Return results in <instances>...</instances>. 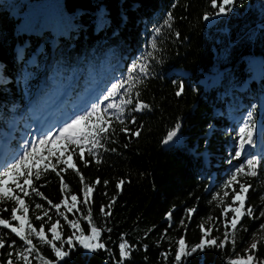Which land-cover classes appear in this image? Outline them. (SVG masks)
Returning a JSON list of instances; mask_svg holds the SVG:
<instances>
[{
	"label": "trees",
	"instance_id": "obj_1",
	"mask_svg": "<svg viewBox=\"0 0 264 264\" xmlns=\"http://www.w3.org/2000/svg\"><path fill=\"white\" fill-rule=\"evenodd\" d=\"M3 1L0 139L11 124L16 125V131L8 136L11 153L24 147L21 137L31 125V111H40L46 98L55 100L68 90L63 102L66 107L95 87L106 91L113 83L123 82L134 65L147 64L150 72L133 89V97L139 91V99L149 108L135 113L131 110L134 105L129 106L125 124L113 121L115 131L97 150L100 163L86 154L85 166L78 150L73 153L72 163L85 181L94 185V191L88 206L78 203L80 211L69 213L62 204L61 212L68 220L76 219L84 234L90 235L88 222L82 218L90 207L93 223L101 230L98 242L105 247L95 252L81 247L79 233L73 235L64 218L48 204H61L65 194L69 195L66 203H71L70 194H76L81 202L84 199L76 171L57 164L53 156L57 171L67 169L60 175L68 187L62 192L60 177L51 169L44 173L40 166L41 178L33 177V183L46 199L35 193L24 199L37 230L43 223L35 218L43 215V210L35 208L40 203L51 217V221L44 217L47 238L51 239V223L60 220L62 239L71 237L72 244H64L68 255L57 262L51 248L32 237L41 254L52 264H177V241L184 239L185 250L190 251L205 239L200 225L215 226L218 230L210 233L211 237L218 238V243L223 240L221 213L231 203L232 192L228 190L224 205L214 197H223V185L245 162L242 158L232 160L238 129L249 113L256 126L264 125V0H237L231 12L219 17L211 0H25L28 7L24 9L16 7L22 0H7L6 6ZM35 12L49 16L39 28L32 27ZM206 14L210 19H203ZM133 75L138 76V70ZM181 84L183 92L177 96ZM133 118L135 123L129 122ZM122 127L129 131L121 132ZM172 130L177 131L174 144L164 148ZM136 131L139 136L132 135ZM113 148L116 150L111 151ZM68 155L64 152L63 158ZM253 156L259 162L257 175L239 179L251 185L245 207L252 206L259 217L264 210V147ZM10 159L8 156L6 162ZM121 180L124 183L118 189ZM9 187L14 185L9 182ZM17 194L23 195L18 190ZM113 197L111 215L105 217L101 207L108 211L106 206ZM13 206L14 201H0V218L11 221ZM187 209H195L191 217ZM241 223L248 231L236 233L235 247L250 240L264 224V217L253 220L245 216ZM8 232L3 229L0 235ZM121 238L131 246L123 261ZM13 240L16 246L22 243L9 234L7 242ZM257 245L253 254L264 264V243ZM8 252L7 246L0 249V264H7ZM230 258L231 236L223 249L206 245L182 257V264H228Z\"/></svg>",
	"mask_w": 264,
	"mask_h": 264
},
{
	"label": "snow or ice",
	"instance_id": "obj_2",
	"mask_svg": "<svg viewBox=\"0 0 264 264\" xmlns=\"http://www.w3.org/2000/svg\"><path fill=\"white\" fill-rule=\"evenodd\" d=\"M236 2L237 0H219L218 3V0H211V8L216 10L215 15L219 17L222 15H227L229 12H231L233 10V5ZM169 19H171V16H169ZM203 19L208 20L210 17L206 14ZM149 55H151V53ZM137 70L139 75H133L137 72ZM149 75V66L147 64L140 63L138 65H134L129 69L128 77L123 82L113 83L103 95V98L92 104L90 110L86 111L84 114L76 115L70 120V122H66L58 129V133L55 136L49 133L45 134L38 141L31 142V146L26 148L22 155L16 158L13 162L7 163L3 167V170H0V201H14V206L11 208V221L18 222V224L14 226L10 220L0 218V232H3V229L9 230L8 233L0 235V249H3L6 246L8 248H14L16 246V241L14 240L11 241V243L7 242L9 234H14L15 237H17L19 241L22 242V248L15 252L16 261L23 259L24 264H31L30 257L34 255L40 264H52L51 261L46 259L41 254V252L37 250V246L33 243L32 237L37 238L41 244L49 246L52 252L55 254L57 262L68 255V252L63 250V246L65 243L71 245L72 238L70 237L66 241L62 239L61 231H59V229L62 227L60 220L51 223V226L48 229V232L51 233V239L49 240L45 232L44 223H41L39 230H37L31 223L30 217L28 215L29 206L24 199V197H29L32 193H35L36 196H39L42 199H46L43 197L42 193L37 190L33 183V177L36 180L41 178V165H43L44 173L51 169L52 172H55V174L60 177L62 192L68 187L64 181V178L60 175L61 172H64L67 169L61 168L59 171H57L56 165L52 164L51 162V157L53 156L56 157L57 164H64L67 166V168H71L76 171V175L80 178L82 185V196L84 199L81 202L78 200V196L76 194H70L71 203H66L65 201L69 199V195L65 194V200L62 201L61 204H52L51 201H48V204L51 206V208L56 210V213L59 216L64 218L69 227L73 230V235L79 233L81 238L78 242L81 247L92 252L105 247L103 243L98 242L101 230L93 223V215L90 207H88L87 215L82 217L88 222L90 235L84 234L81 223H79L76 219L68 220L67 215L64 212H61L62 204L69 213L72 212L73 209L80 211V209L77 208L78 203H83L85 206H88L90 203V197L94 191V185H89L85 181V177L76 168V165L72 163L73 153H76L78 150L79 157L82 161H84L85 166H87L88 163V161L85 159L86 154L87 156L93 157L97 163H100L97 150L104 147L103 142L106 139H109L111 134L115 131L113 128V121H119V123L122 125L125 124V109L129 106L134 105L131 110L135 113H139L149 108L148 104L142 102L139 99V91H136L135 96L133 97V89L136 88L137 84H142L144 79ZM182 92L183 85L181 84L179 86V90L176 92V95L180 96ZM105 102L107 103L105 104ZM129 122L135 123V119L133 118ZM81 124H83V128L79 127ZM255 129L256 122L252 119V114L249 113L248 119L245 121L243 126L238 129V141L235 155L232 157V160L241 158L246 152L245 146L254 143L253 133ZM120 131L127 133L129 130L127 127H122ZM132 135L139 136L140 132H133ZM176 135V130L169 131L167 133V139L164 141V143L167 144L168 142L173 141V138ZM50 145H59L60 147L52 148ZM69 146H72L71 151H69ZM41 148L47 152V155L41 154ZM110 150L115 151L116 149L113 148ZM105 151H109V149H105ZM57 152H59V155H57ZM64 152H69V155L66 159L63 158ZM44 161H48V163H44ZM229 163H231V160ZM258 163L259 162L255 156L247 158L244 164L240 167H237L223 185V188L225 189L223 192V197H219V194L214 197V199L219 200V205H224L225 198L229 196L228 190L230 189L232 192L231 203L225 205L222 208L221 213L223 217L221 222L224 228L223 240H220L218 243V238L211 237L210 233H212L214 230H218L215 228V226L206 228L205 225H200V229L205 239H202L198 245L192 247L190 251L185 250L186 242L184 239L181 238L177 241V244L179 245L178 250L175 253V261L177 264H182V257L196 253L198 250H203L206 245L216 246L223 249L229 242L230 236L234 251L236 244V233L240 230L245 232L248 231V229L241 223L243 218L248 216L250 219L255 220L259 219L260 217H264V210H261L259 217H257L255 216V209L252 206L245 207L247 193L249 192L251 185L242 182L239 179L241 176L255 177L257 175ZM34 168L37 169L35 172H33ZM9 182L14 185V188L9 187ZM95 183H100L99 178H97ZM103 183L107 185L108 181H104ZM123 183L124 181L121 180L117 184V188L119 189ZM237 185L238 190L236 187ZM29 189H31V192ZM17 190L18 193H22L23 195L21 196L17 194ZM262 199H264V197H262ZM114 202L115 197H113L109 205L106 206L109 209L108 211H105V206H102L101 214L105 217L110 216L111 205ZM35 208L43 210V215H36V220L44 221V217H48V220L51 221L48 210L44 209L43 205L36 203ZM7 210V208L4 209V211ZM194 211L195 209L186 210V212L189 214V217H191V214ZM18 213L20 214L18 215ZM229 213H231V216H229ZM167 215L169 221H171L172 214L168 213ZM208 219L213 220L214 218L209 217ZM181 224H183V221H181ZM260 228L264 229V224H261ZM121 240L122 242L119 243V250L121 261H123L130 255L131 246L127 241L123 240V238H121ZM57 242L60 246H57ZM257 246V243H252L250 249L246 250L245 256L237 255L234 259L230 258L228 264H262V262L256 260V257L253 254L254 250L257 249ZM12 256L13 252L9 251V259L7 264H15Z\"/></svg>",
	"mask_w": 264,
	"mask_h": 264
},
{
	"label": "rangeland",
	"instance_id": "obj_3",
	"mask_svg": "<svg viewBox=\"0 0 264 264\" xmlns=\"http://www.w3.org/2000/svg\"><path fill=\"white\" fill-rule=\"evenodd\" d=\"M4 6L8 5L7 0H4L2 3ZM16 7H19L20 9H24L28 7V3L25 0H22V2ZM49 19L48 13H33V21H32V27L33 28H39L42 24L46 23ZM254 64L256 65L257 62L254 61ZM107 91V90H106ZM105 90L100 89L99 87H95L91 89L85 96H82L78 98L76 101L70 103H66V107L64 106V96L68 93V90H64L60 95L61 97H57L55 100L53 97H48L44 101V105H42L40 111H31L30 114V120L31 125L25 126L26 131L22 134L21 141L23 142V146L20 150L12 156V158L9 160V162H13L16 158H18L20 155L23 154V151L31 146V142L38 141L40 138H42L45 134H51L55 136L58 133V129L62 127L66 122H70L71 119H73L76 115L84 114L86 111L90 110L92 104L94 102H98L103 98V95L106 93ZM106 104V102H105ZM103 106V105H102ZM243 126V125H242ZM16 131V125L11 124L10 130L8 132L3 134V139L0 141V170H3L4 163L7 159V156H9L11 153L8 151L7 142L9 139L7 138L10 133ZM253 139H254V145H246V152L241 157L244 161L253 156L258 155L262 152L264 147V125L262 123H258L256 126V129L253 133ZM4 145V146H3ZM54 145H50L52 147ZM3 147V148H2ZM1 148L3 150H1ZM43 148L40 149L41 154ZM45 163V161H44ZM43 166V165H41ZM206 223L208 221H205ZM44 224H46V220L43 221ZM264 243V229L259 228L257 231H255L250 240L246 242H242L237 247H235V250L233 251V259L236 258L237 255L239 256H245L246 250L250 249V246L252 243ZM11 243V242H10ZM37 246V244H36ZM22 248V243L14 248H8V251L13 252L12 259L15 261L16 264H24L23 259L16 261L15 260V252L17 250H20ZM38 251L40 249L37 248ZM41 252V251H40ZM31 264H40V262L35 258L33 255L30 257Z\"/></svg>",
	"mask_w": 264,
	"mask_h": 264
},
{
	"label": "water",
	"instance_id": "obj_4",
	"mask_svg": "<svg viewBox=\"0 0 264 264\" xmlns=\"http://www.w3.org/2000/svg\"><path fill=\"white\" fill-rule=\"evenodd\" d=\"M175 141V137L173 138V141L168 142L167 144L163 143V147L164 148H169L174 144Z\"/></svg>",
	"mask_w": 264,
	"mask_h": 264
}]
</instances>
